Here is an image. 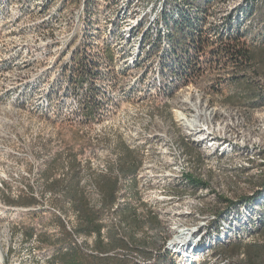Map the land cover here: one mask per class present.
Masks as SVG:
<instances>
[{"label":"rangeland","instance_id":"rangeland-1","mask_svg":"<svg viewBox=\"0 0 264 264\" xmlns=\"http://www.w3.org/2000/svg\"><path fill=\"white\" fill-rule=\"evenodd\" d=\"M24 1L7 0L0 21V202L30 209L0 218L4 264H50L60 249L66 251L57 219L73 233L80 223L73 201L78 205L82 197L100 212L104 242L112 229L133 235L134 244L154 256L147 264L155 256L159 264H174L169 243L183 232L192 241L222 221L229 225L226 217L234 213L255 228L244 243L264 247V227L262 234L256 229L264 194L236 207L225 205L264 192V0L252 29L243 31L242 42L252 55L243 73L224 52L231 40L218 37L214 28L221 27L227 10L232 8L228 17L237 10L239 16L241 7H248L241 0H216L209 8L210 42L200 52L196 74L181 85L172 80L169 43L150 55L137 46L138 33L159 15V0H30L23 12ZM84 32V45L92 40L98 51L111 42V75L101 84L110 96L92 90L87 97L74 78L71 59ZM124 36L127 40L119 42ZM96 96L101 99L97 110L92 108ZM83 101V113L74 112ZM196 112L204 114L205 131L199 133L177 120L178 113ZM208 122L210 130L203 125ZM187 175L207 188H185ZM115 178L117 202L105 208L98 183ZM31 198L36 204H25ZM132 210L141 226L122 221ZM80 236H74L75 244L92 253L96 236ZM221 248L216 254L232 263L244 259L224 256ZM128 256L142 264L141 255Z\"/></svg>","mask_w":264,"mask_h":264},{"label":"trees","instance_id":"trees-1","mask_svg":"<svg viewBox=\"0 0 264 264\" xmlns=\"http://www.w3.org/2000/svg\"><path fill=\"white\" fill-rule=\"evenodd\" d=\"M169 6H170V12L167 14L164 19L167 22V25L171 29V33L169 34V40L172 43H175L177 47L185 48L187 52V59L188 64V71L189 73L196 74V70L198 69L197 65H199V56L200 52L203 51V46L210 41L208 40V37H206V32L203 30L201 24L203 23L201 18H198L196 16L191 18V14L187 13L186 7H188L189 11L192 12L195 8L197 10L202 11L199 3V0H168ZM248 8L245 9L243 12V16H249L252 14L254 7L257 6V0H247ZM199 8V9H198ZM176 13H179V18L174 19V15ZM218 33V32H217ZM171 35V36H170ZM221 37V35H220ZM241 36L236 35L233 38H231V41L233 45L230 47H227L224 49L225 54L234 64L233 66L236 67L235 69L238 73H243L245 69V63L252 61V55L248 52L247 48L245 47V43L242 42ZM231 44V43H230ZM191 53V54H190ZM230 53V54H229ZM221 54V53H220ZM229 54V55H228ZM97 54H85L82 59L77 62L73 61L72 64L76 62V67L74 68L75 76L74 78L78 81V84L83 86V84H88V90L85 93L86 96L90 95L92 90L97 95L103 93V89L98 87L97 84L104 82V78L107 79L108 75H111V67L105 66V62H103V59H95L97 58ZM110 57V51H107L106 57ZM189 56V57H188ZM192 56V57H191ZM97 60V61H96ZM81 65V66H80ZM108 68L107 72L104 68ZM94 81V84L92 85V81ZM94 103L96 104L95 107H92L93 109L97 110V106L101 103L100 97L94 98ZM85 102L83 101V104ZM92 106V105H91ZM89 109V108H87ZM92 111V110H90ZM124 165V166H123ZM120 164L119 167L122 169L126 166V163ZM123 166V167H122ZM123 170V169H122ZM187 178L183 182L182 185L185 186V188L197 190L198 188L206 189L207 185L203 184L201 187H198L196 184H199L197 180L193 179L190 175H187ZM193 180V183H192ZM108 183V184H107ZM196 183V184H195ZM106 184V186H105ZM99 191L102 195V202L103 207L105 208H111L113 209V206L117 202L116 194L118 193L119 189V181L117 178L110 179L105 181H99L98 183ZM261 190L264 189V185L260 187ZM260 190V191H261ZM264 192H259L256 196L252 198H245V199H239L237 202H233L231 200H225V205L229 207H236L239 204H242L244 202H249L261 199ZM76 199L73 201L75 204L76 212L80 216V223L79 225L74 229V232L71 233L68 231L64 221L61 218H58V225L60 226V230L62 233V237L59 240V242H64L68 247L65 249L66 251H61L60 249L53 257L50 262V264H138L137 261L128 255H132L134 253L141 255L140 257L145 260L149 261L154 258L153 255L148 254L136 244L135 237L129 233H124L122 230H119L121 233H117L114 229L109 231L107 234L109 242H104L103 237V225L101 224V215L100 212L95 213L89 208V203L85 200L84 197L80 198V203L76 205ZM25 204H36V200L34 198H31L29 202ZM225 208V206H224ZM260 217L257 221V232L258 234L263 233V227H264V204L260 207ZM122 211V210H121ZM120 209H118L117 213L121 212ZM140 216L137 214V211L132 210L129 212H125V214L121 217L122 221L126 222L128 225H139L141 226ZM117 230V229H116ZM81 234L86 235H92L96 236L95 244L93 245V252L92 253H86L83 249V246L75 244V238L74 236L79 237ZM34 234H30L29 237H26L27 240L32 239ZM42 238V235L39 236ZM81 237V236H80ZM121 250L124 251L127 255H119V253H116L115 251ZM219 252L224 256H235L244 254L245 259L241 260L238 259V261L234 260L233 264H264V247L260 246L257 243L251 244H245L243 242H238L235 244H231L229 246L222 247ZM166 255V254H165ZM168 257V255H166ZM229 256V257H230ZM158 261V260H157ZM155 261L153 264H159ZM170 261V260H169ZM173 262V261H172ZM167 264L166 261L165 263ZM170 264H173L170 262Z\"/></svg>","mask_w":264,"mask_h":264},{"label":"bare ground","instance_id":"bare-ground-1","mask_svg":"<svg viewBox=\"0 0 264 264\" xmlns=\"http://www.w3.org/2000/svg\"><path fill=\"white\" fill-rule=\"evenodd\" d=\"M215 1L216 0H199V3H200L199 8L201 7L202 11L197 10V8H195L192 12L189 11L188 7H186V9H185V10H187V13L191 14V18H193V17L196 18L197 15L199 16V17L197 16L198 18H201V19L204 18V20H202L203 23L201 24V26H202L203 30L206 32V34H204V35H206V37H208L207 34H209L212 31L211 27H208V25L210 26L209 21H210V15H211L209 13L210 12L209 8L212 7V4ZM241 1H243L244 4H246L245 7L246 6L248 7L247 3H249V2H247V0H241ZM26 2L30 3L31 1L30 0L24 1V3L22 4V11L23 12H24L25 8L28 7V5H25ZM256 4H257V6L254 7L252 14L249 16H246V17L243 16V12L245 11V9L242 7H241V11L239 13L240 14L239 16H237V11H238L237 10V11L233 12L234 15L231 14V16L228 17V15L230 14L229 11L232 8L229 11L227 10V12L221 16V17H223V19L219 20V24H221V27L217 26L216 28H214L215 32L216 31L218 32V37H220V35H221L222 38H226V40L227 39L231 40V38H233L234 36L239 35V36H241L240 38H242L244 29H250L251 28L250 26L254 25V15L257 12L256 7H258V5H259V0H257ZM7 5H8L7 0H0V21L6 16V11H4V10L7 7ZM11 6H12V4H11ZM31 12L32 11L30 9H27V13H31ZM157 12L159 15H157L151 19V25L148 27H143L142 32L138 33L137 37L140 39H139L137 46L143 45V47L145 48L144 53H146L147 55H150V54H155L153 52L156 49H158V46L165 45V44L169 43V45L171 46L169 49L172 48L171 51L174 52L173 58H174V62H175V69L173 72L172 80L177 85H181L192 74V73H189V71L187 69L188 65H186V63L188 61V59H187L188 54H187V52H185V48H178L177 49L176 44L172 43L169 40V34L171 33V29L167 25V22L164 19V17L167 14H169V12H170L169 1L168 0H159ZM241 16H242V18H240ZM178 18H179V13H176L174 15V19L176 20ZM228 19H230V20H228ZM137 22H138V19H136V23ZM132 27L133 26H130V28L126 29L128 34H129V29H131ZM224 28H227V29L225 30ZM122 29H124V27H121L120 30H122ZM222 31H224V33H222ZM85 39H87V33L84 32V34L81 36L80 42L76 44V47L81 46V49L78 52V54L76 53L75 55H73V58L71 59V61L72 62L73 61L79 62L85 54L91 53V54H97L98 55L97 58H95V59H103L104 60L103 62H105V66L112 67L113 63H112V59H111V49L109 47L111 42H109V41L104 42V45H103L101 51H98L95 48V46H97V44L95 45V43H93L92 40H90V42H87V44L84 45V43L86 42ZM118 40H119V38H118ZM126 40H127V38H126V36H124V38L120 39L119 42L126 41ZM208 40H209V37H208ZM211 42H214V41H211ZM107 51H110V57L108 56V58L106 57ZM138 53H140V52H138ZM131 55H133V54H131ZM135 56H132V59H135ZM147 57H149V56H147ZM144 59H145V57H144V55H142L139 57V59H136V60H138V63H140L141 60L143 61ZM110 62H111V64H110ZM3 66H5V65H3ZM184 71H185V74L182 73L179 76V72H184ZM101 84H102V82L98 83L97 86L103 89V93H106L107 89H105V87L101 86ZM88 86H89L88 84H83V86L81 87V90L83 93L87 92ZM108 95H109V92H108ZM72 110L76 113H83V110H84L83 102L76 103L75 107ZM203 115L204 114H200V112H196V115H194V116H190L187 113H178L177 114V120L182 126L188 127V129L199 133V132L205 131L203 129V126H201V124L203 123L201 120L203 118ZM203 120H205V119H203ZM203 125L205 127L207 126L208 129L210 130L209 122L204 123ZM22 209H24V208L20 209V208H14V207H7L0 202V218L6 216L8 213L30 210V209H28V210H22ZM234 214H233V216L229 217L228 219L226 217L227 222L230 223L229 225L225 221H222L221 226L216 228L215 231L209 232L207 230L208 231L207 234L205 233V234L201 235L199 238L193 239L192 241L191 240L189 241V239L186 240V238H185L186 234H184V232H183L179 236V238H177L174 242L169 243L168 249L171 246L174 247V249L172 251L169 249L170 250L169 253L174 258H172L168 254L173 259L174 264H187V262L189 264H215V262H217L216 264H233L229 259H224V257H222L221 255H217L216 254L217 250L221 247H225V246L232 244V243L235 244L238 242H243V243L247 242V240H249L253 236H255V234H254L255 228L253 227V223L245 222L246 221L245 219L243 221H239L238 219H236ZM214 218L216 219V217H214ZM205 235H206V237H205ZM8 236H9V234H8ZM188 242H190V243L187 245ZM190 245H191V248L189 250H187V248H189ZM10 250H11V248H10ZM194 253H195V255H193ZM7 254H8V251L6 252V255ZM179 255H182V256H179ZM177 258H178V260H177ZM4 260H5V258H4L3 252L1 250V247H0V264H4Z\"/></svg>","mask_w":264,"mask_h":264},{"label":"built area","instance_id":"built-area-1","mask_svg":"<svg viewBox=\"0 0 264 264\" xmlns=\"http://www.w3.org/2000/svg\"><path fill=\"white\" fill-rule=\"evenodd\" d=\"M226 46H228V47H230L231 45H233L232 43L231 44H225ZM95 119V121H97V122H99L100 121V118H94ZM22 210H28V208H26V209H22ZM155 258H156V256H155ZM147 262H149V261H145L144 259H142V264H147Z\"/></svg>","mask_w":264,"mask_h":264},{"label":"crops","instance_id":"crops-1","mask_svg":"<svg viewBox=\"0 0 264 264\" xmlns=\"http://www.w3.org/2000/svg\"><path fill=\"white\" fill-rule=\"evenodd\" d=\"M123 158H124V157H121L122 160H123ZM121 164L123 165V164H124V161H122ZM123 166H124V165H123ZM123 166H122V167H123ZM236 256H237V255H236ZM239 256H240V257L243 256L244 259H245V255H244V254H240ZM244 259H241V260H244Z\"/></svg>","mask_w":264,"mask_h":264}]
</instances>
